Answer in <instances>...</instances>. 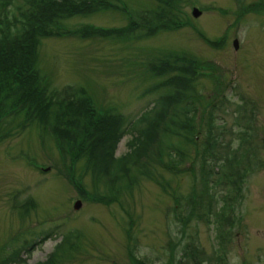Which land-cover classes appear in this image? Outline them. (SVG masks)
<instances>
[{"label": "rangeland", "instance_id": "rangeland-1", "mask_svg": "<svg viewBox=\"0 0 264 264\" xmlns=\"http://www.w3.org/2000/svg\"><path fill=\"white\" fill-rule=\"evenodd\" d=\"M19 2L1 4L6 10ZM110 2L114 7L72 15L66 26L120 27L126 16L139 20L149 10L166 6L164 0ZM192 7L200 11L197 16L191 15ZM170 12L183 23L145 38L136 35L140 29L122 38H41L36 65L53 91L83 88L95 104L126 119H133L157 96L149 85L175 73L148 78L143 74L147 63L165 55L188 57L199 71L196 92L190 90L197 113L191 133L180 129L162 136V161L155 154V141L147 172L144 164H138L141 168L131 163L133 158L126 159L134 166L130 178L136 179L127 188L117 165L112 168L118 176L115 183L110 176L93 174L82 158L74 165L72 177L80 186L76 188L62 173L68 155L63 157L66 148H59V140H65L36 122L2 136L0 264L42 262L61 240L64 251L54 257L59 264H264V0H173ZM187 90L182 92L187 95ZM175 91L172 87L168 94ZM163 110L164 124L183 118L171 107ZM209 120L213 127L208 139L214 147L208 145L205 151L210 153L205 154L207 165L215 161V151L231 156L246 149V158L237 155L241 163L233 166L238 172L245 167L236 192L221 173L212 174L210 189L204 190L199 165ZM129 139V131L119 138L113 157L131 151ZM193 146H198L197 155ZM167 150L176 154L168 155ZM170 161L173 168L167 166ZM221 168L226 170L224 161ZM217 175L219 183L213 181ZM114 184L123 188L110 191ZM104 195L109 199H100ZM24 199L26 204L17 207ZM75 200L80 201L76 209ZM224 201L227 206L219 211Z\"/></svg>", "mask_w": 264, "mask_h": 264}, {"label": "trees", "instance_id": "trees-1", "mask_svg": "<svg viewBox=\"0 0 264 264\" xmlns=\"http://www.w3.org/2000/svg\"><path fill=\"white\" fill-rule=\"evenodd\" d=\"M3 1L0 0V13L2 14L0 16V140L2 136L10 134L14 128H25L30 123L36 122L37 126L43 127L44 130L47 127L55 136L65 140V142L59 140V148H66V152H63V157L65 154L68 155V161L64 165L62 173L67 179H71L70 182L76 188H80V186L73 180L72 176L75 162L81 158L82 162L85 160L86 167L87 165L91 166L90 169L95 171L93 174L98 173V175L110 176V181L115 183L118 176L114 175L112 168L117 165L116 169L119 174L125 177L128 182L125 185V188H127L136 179L130 178L134 166H128L126 159L129 160V157L133 158L131 163L137 164L139 167L141 166L138 164H144V168H141L147 172V166L152 159L150 156L154 154L152 145L155 141L158 143L155 154L161 160L162 157L159 155L162 154L164 147L160 144V141L163 135L171 136L174 134L173 132L176 134L180 129H189L191 133L194 128L193 119L197 109L194 104L196 96L191 94L190 90L196 92L194 86L196 85L199 71L197 66H193V61L188 59V57L165 55L154 58L147 63L146 71L143 74L148 78V75H159L167 71L175 73L149 85L148 90L156 92L157 96L133 119H126L118 112L111 111L108 108H101V106L90 99L91 96L86 94L83 88L73 87L70 88V91L66 89L62 90V92L53 91L36 65L37 46L41 38L44 37L69 34L77 35L81 38L112 35L127 37L128 35L134 36L135 30L140 29V33L138 34L137 32L136 35L145 38L160 29L176 28L183 22H176L174 13L171 14L170 12L171 8H173V0H164L166 6L160 5L149 10L148 14L141 16L139 20L132 16H126L127 21L124 26L98 27L81 24L72 28L67 27L65 24V21L70 19L72 15L89 14L101 8L114 7V5L110 0H20L18 4L5 10V3L1 4ZM8 1L6 0V2ZM158 4H160L159 0ZM221 39L223 40V38L217 40L220 41ZM217 40H208L207 42L215 44ZM207 68L212 69L213 67L208 65ZM172 87L176 91L168 94ZM187 88L189 90H187V95H185L182 90ZM190 95L192 98H190ZM198 100L200 104L201 96L198 97ZM166 106L171 107L177 114L182 113L183 118L179 117L178 120L169 119V122H173L170 126L164 124L162 122L164 118L163 109ZM204 106L206 107V104ZM194 112L195 114H193ZM71 116L75 119L70 118ZM81 117L82 120H78ZM208 119L211 120L210 112L208 113ZM49 120L50 123L46 125ZM210 120L206 121L207 130L204 146L201 148L199 165L202 173L204 172L202 174L203 183L206 185L204 190L207 187L210 189L207 181L211 178V175L221 173L219 177L229 181L234 192H236L238 188L235 184L242 181L245 167L241 169V172H238L233 169V166L241 163L237 155L242 154L246 158V149L237 155L231 152V156L222 155L219 151H215L214 153H217L213 157L215 161L207 165L208 158L205 154L209 152L205 153V151L209 146L214 147L213 142L208 139L211 137L210 133L213 127ZM12 122L15 125L9 127ZM128 131L130 132L128 144L132 146L131 151L124 156L113 157L112 152L116 143ZM193 148H195V155H197L198 146H193ZM172 152V150L165 151L168 155L172 154ZM175 154L176 151L173 152V155ZM220 160V164L215 163ZM223 161L226 163V170L221 168ZM112 162H115V165ZM165 165L166 163H164ZM85 166L84 169L86 168ZM167 166L168 168H173L175 164L170 161V163L167 162ZM216 166L220 168L219 171ZM85 170H88V168ZM220 178L217 175L213 181L219 183ZM156 182H159V180H156ZM117 186L120 185L114 184V189L110 186L111 189L109 190L117 191L123 188V186L115 188ZM104 198L106 200L109 199L107 195L100 197V199ZM223 198L225 200V194ZM188 200L192 203L191 194L188 196ZM25 204L26 201L24 199L16 206L22 207ZM190 206L192 208V205ZM207 206L212 207L209 200ZM225 206L227 204L224 201L217 208L222 211ZM214 209H212V212L217 214V209L215 211ZM61 242L62 240L56 244L55 250L48 258L36 264H59L60 261H55L54 257L56 256L55 252L58 250L64 251V248L60 246Z\"/></svg>", "mask_w": 264, "mask_h": 264}, {"label": "water", "instance_id": "water-1", "mask_svg": "<svg viewBox=\"0 0 264 264\" xmlns=\"http://www.w3.org/2000/svg\"><path fill=\"white\" fill-rule=\"evenodd\" d=\"M191 13L193 16H197L200 12L196 8H192ZM232 44H233V47L236 48V40H233ZM72 206L74 209L78 208L80 206V201L75 200Z\"/></svg>", "mask_w": 264, "mask_h": 264}]
</instances>
